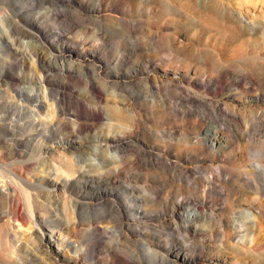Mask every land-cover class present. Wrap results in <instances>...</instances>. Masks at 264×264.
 Instances as JSON below:
<instances>
[{
  "label": "rangeland",
  "instance_id": "obj_1",
  "mask_svg": "<svg viewBox=\"0 0 264 264\" xmlns=\"http://www.w3.org/2000/svg\"><path fill=\"white\" fill-rule=\"evenodd\" d=\"M0 264H264V0H0Z\"/></svg>",
  "mask_w": 264,
  "mask_h": 264
},
{
  "label": "bare ground",
  "instance_id": "obj_2",
  "mask_svg": "<svg viewBox=\"0 0 264 264\" xmlns=\"http://www.w3.org/2000/svg\"><path fill=\"white\" fill-rule=\"evenodd\" d=\"M37 102H38V100H37ZM35 104V103H34ZM37 104V103H36ZM36 104H35V106H36ZM113 115H116L117 117H120L121 116V112L120 111H118V110H116V111H114L113 112ZM213 144V143H212ZM198 208H194L193 210H191L190 212H189V215H194V211H196ZM17 214H18V210H16L15 211Z\"/></svg>",
  "mask_w": 264,
  "mask_h": 264
}]
</instances>
